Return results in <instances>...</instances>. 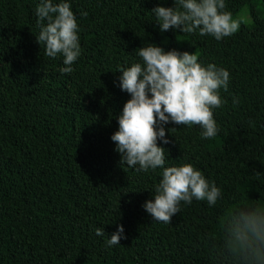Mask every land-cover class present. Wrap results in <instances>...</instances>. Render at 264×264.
Returning a JSON list of instances; mask_svg holds the SVG:
<instances>
[{
  "label": "trees",
  "instance_id": "1",
  "mask_svg": "<svg viewBox=\"0 0 264 264\" xmlns=\"http://www.w3.org/2000/svg\"><path fill=\"white\" fill-rule=\"evenodd\" d=\"M52 2L70 3L79 26L70 74L62 54L50 58L36 41L40 0H0V264H264V245L234 228L240 211L264 210V0H225L250 23L220 41L160 32L151 10L173 0ZM149 42L230 73L215 137L169 123V143L157 141L164 167L192 164L221 189L214 206L181 202L168 224L142 207L163 168L127 167L110 139L130 99L117 70L142 64ZM117 225L126 238L108 246Z\"/></svg>",
  "mask_w": 264,
  "mask_h": 264
},
{
  "label": "clouds",
  "instance_id": "2",
  "mask_svg": "<svg viewBox=\"0 0 264 264\" xmlns=\"http://www.w3.org/2000/svg\"><path fill=\"white\" fill-rule=\"evenodd\" d=\"M173 4L172 7L158 5L151 10L162 33L170 29L182 33L198 31L201 36L211 35L220 41L237 33L243 23V17L233 18L230 11H225V0H173ZM35 15L40 26L37 43L46 46L45 55L50 58L62 54L65 66L60 72L70 74L81 54L79 26L70 3L40 0ZM81 15L86 17L88 13ZM138 56L142 64L134 63L117 70L119 87L130 99L123 105L117 117L118 130L110 139L120 154V162L127 167L145 173L163 168L153 199L146 200L142 207L153 220L168 224L180 212L181 202L190 205L195 198L214 206L221 189L205 179L192 164L164 167L166 150L157 141L169 143L165 129L169 123L198 125L203 139L215 137L219 129L213 109L226 103L220 90H228L230 73L213 63L204 66L198 62L196 53L165 51L150 42L147 47L139 48ZM234 228L238 237L264 245V210L240 211ZM123 233V226L117 225L107 245L119 244L126 238ZM95 234L104 236L103 227H97Z\"/></svg>",
  "mask_w": 264,
  "mask_h": 264
},
{
  "label": "rangeland",
  "instance_id": "3",
  "mask_svg": "<svg viewBox=\"0 0 264 264\" xmlns=\"http://www.w3.org/2000/svg\"><path fill=\"white\" fill-rule=\"evenodd\" d=\"M237 17H243V24H249L250 23V20H249V17L247 15V11L245 8H243L239 14L237 15ZM236 17V18H237Z\"/></svg>",
  "mask_w": 264,
  "mask_h": 264
}]
</instances>
